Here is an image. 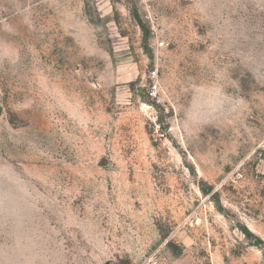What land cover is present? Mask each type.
Instances as JSON below:
<instances>
[{"label": "rangeland", "instance_id": "374dc122", "mask_svg": "<svg viewBox=\"0 0 264 264\" xmlns=\"http://www.w3.org/2000/svg\"><path fill=\"white\" fill-rule=\"evenodd\" d=\"M0 107V264H264V0H0Z\"/></svg>", "mask_w": 264, "mask_h": 264}, {"label": "built area", "instance_id": "2783aa9c", "mask_svg": "<svg viewBox=\"0 0 264 264\" xmlns=\"http://www.w3.org/2000/svg\"><path fill=\"white\" fill-rule=\"evenodd\" d=\"M152 88H153V91L156 92V90H157V85H153Z\"/></svg>", "mask_w": 264, "mask_h": 264}, {"label": "water", "instance_id": "95a60500", "mask_svg": "<svg viewBox=\"0 0 264 264\" xmlns=\"http://www.w3.org/2000/svg\"><path fill=\"white\" fill-rule=\"evenodd\" d=\"M1 112H2V108L0 107V114H1Z\"/></svg>", "mask_w": 264, "mask_h": 264}, {"label": "trees", "instance_id": "16d2710c", "mask_svg": "<svg viewBox=\"0 0 264 264\" xmlns=\"http://www.w3.org/2000/svg\"><path fill=\"white\" fill-rule=\"evenodd\" d=\"M205 192V191H204Z\"/></svg>", "mask_w": 264, "mask_h": 264}]
</instances>
